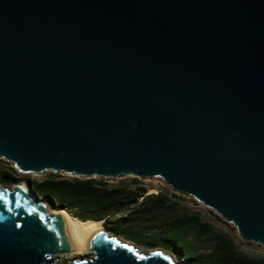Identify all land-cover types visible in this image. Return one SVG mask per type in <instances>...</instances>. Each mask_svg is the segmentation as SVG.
<instances>
[{
    "label": "water",
    "instance_id": "water-1",
    "mask_svg": "<svg viewBox=\"0 0 264 264\" xmlns=\"http://www.w3.org/2000/svg\"><path fill=\"white\" fill-rule=\"evenodd\" d=\"M0 160L159 178L264 246V0H0ZM13 185L0 264H56L67 220ZM124 241L94 231L68 264H177Z\"/></svg>",
    "mask_w": 264,
    "mask_h": 264
},
{
    "label": "trees",
    "instance_id": "trees-1",
    "mask_svg": "<svg viewBox=\"0 0 264 264\" xmlns=\"http://www.w3.org/2000/svg\"><path fill=\"white\" fill-rule=\"evenodd\" d=\"M0 180L11 185L21 178L5 173ZM27 184L51 208L65 210L81 220H102L108 232L140 246L162 247L181 264H264V257L241 252L233 238L217 233L199 216L179 214L176 203L162 193L145 196L143 187H110L102 179L60 175ZM143 226L162 229L167 235L155 236Z\"/></svg>",
    "mask_w": 264,
    "mask_h": 264
},
{
    "label": "rangeland",
    "instance_id": "rangeland-1",
    "mask_svg": "<svg viewBox=\"0 0 264 264\" xmlns=\"http://www.w3.org/2000/svg\"><path fill=\"white\" fill-rule=\"evenodd\" d=\"M11 169H13L12 164L4 161V160H0V177L2 175H4L5 173H11L14 177L16 178H21V180L18 183H25L27 185V181L30 182V184L34 183V182H39L51 177H56L57 175L63 176V177H72V176H68V175H64L61 173H53V172H43L40 174H20L18 172L15 171L12 172ZM97 179H102L107 181L108 185L110 187H115L118 186L120 184H125L128 185L130 187H143L146 189V195H151V194H158V193H162L163 195H166L167 198L169 199V201L176 203V211L179 214H187V215H197L201 218L202 221L204 222H208L210 223L214 230L217 233H222L225 234L231 238L234 239L236 245L238 246L239 250L249 256H253V257H257V258H263L264 257V246H260L254 243H246L244 241H242L235 228L229 224L228 222L222 220L216 213H214L213 211H211L210 209L204 207L203 205L198 204L197 202H195L191 197L187 196V195H182V194H177L174 193L161 179L159 178H149V179H139V178H134V177H128V176H124V177H120L117 179H103V178H97ZM16 183V184H18ZM5 184L3 182H1L0 180V186H12ZM28 187V186H27ZM49 211L51 210H56L54 208H51L49 205ZM116 216H114L115 218ZM103 227H104V223H103ZM105 229V227H104ZM106 230V229H105ZM143 230L154 234L155 236H160V237H164L167 235V233H165V231H163L162 229L156 228V227H150V226H143ZM112 234V233H111ZM118 237H120L118 235ZM122 240H125L129 243H132L138 247H140L141 249L144 250H155V249H160L164 252H166L167 254H169L170 256H172L173 259H175V262H177L178 264H181V262H179V260H177V258L175 257V255L162 248V247H157V246H153V245H149V246H140L137 245L129 240L123 239L122 237H120ZM89 256H92V253L88 250L87 254ZM76 256L70 253H64V254H58L55 256L57 262L56 264H68L70 263V261L72 259H74Z\"/></svg>",
    "mask_w": 264,
    "mask_h": 264
},
{
    "label": "bare ground",
    "instance_id": "bare-ground-1",
    "mask_svg": "<svg viewBox=\"0 0 264 264\" xmlns=\"http://www.w3.org/2000/svg\"><path fill=\"white\" fill-rule=\"evenodd\" d=\"M13 187L18 189L28 188L25 183L14 184ZM50 213L53 215H58L60 213L67 220L75 245V248L68 253L73 254L76 257L85 256L89 250L88 244L93 237L94 231L104 229L102 220H81L62 209L51 210Z\"/></svg>",
    "mask_w": 264,
    "mask_h": 264
}]
</instances>
